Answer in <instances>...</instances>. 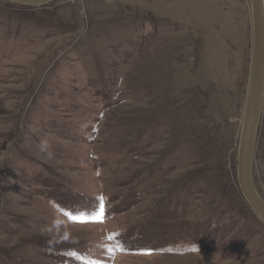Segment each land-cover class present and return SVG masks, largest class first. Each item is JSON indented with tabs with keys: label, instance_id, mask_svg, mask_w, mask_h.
<instances>
[{
	"label": "rangeland",
	"instance_id": "1",
	"mask_svg": "<svg viewBox=\"0 0 264 264\" xmlns=\"http://www.w3.org/2000/svg\"><path fill=\"white\" fill-rule=\"evenodd\" d=\"M252 48L251 0L0 1V264H264Z\"/></svg>",
	"mask_w": 264,
	"mask_h": 264
},
{
	"label": "water",
	"instance_id": "2",
	"mask_svg": "<svg viewBox=\"0 0 264 264\" xmlns=\"http://www.w3.org/2000/svg\"><path fill=\"white\" fill-rule=\"evenodd\" d=\"M15 6L37 9L57 0H0ZM253 52L250 85L244 112L237 158V179L241 195L264 225V200L254 179L262 118L264 114V0H251Z\"/></svg>",
	"mask_w": 264,
	"mask_h": 264
},
{
	"label": "snow or ice",
	"instance_id": "3",
	"mask_svg": "<svg viewBox=\"0 0 264 264\" xmlns=\"http://www.w3.org/2000/svg\"><path fill=\"white\" fill-rule=\"evenodd\" d=\"M100 217H101V221L102 222V217H103V208L100 209ZM73 220L74 221H77V222H81V223H87V222H96V221H89V220H78V218L76 217H73ZM121 251H123V249H120ZM194 250V249H193Z\"/></svg>",
	"mask_w": 264,
	"mask_h": 264
},
{
	"label": "bare ground",
	"instance_id": "4",
	"mask_svg": "<svg viewBox=\"0 0 264 264\" xmlns=\"http://www.w3.org/2000/svg\"><path fill=\"white\" fill-rule=\"evenodd\" d=\"M253 49V48H252ZM242 124H243V122H242Z\"/></svg>",
	"mask_w": 264,
	"mask_h": 264
},
{
	"label": "trees",
	"instance_id": "5",
	"mask_svg": "<svg viewBox=\"0 0 264 264\" xmlns=\"http://www.w3.org/2000/svg\"><path fill=\"white\" fill-rule=\"evenodd\" d=\"M15 6V5H14ZM25 8H27V7H25Z\"/></svg>",
	"mask_w": 264,
	"mask_h": 264
}]
</instances>
